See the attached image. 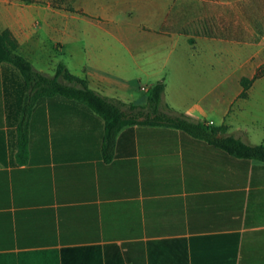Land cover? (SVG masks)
I'll return each mask as SVG.
<instances>
[{
  "label": "crops",
  "instance_id": "crops-1",
  "mask_svg": "<svg viewBox=\"0 0 264 264\" xmlns=\"http://www.w3.org/2000/svg\"><path fill=\"white\" fill-rule=\"evenodd\" d=\"M62 1L0 0V32L15 52L30 63L41 57L43 22L56 30L47 15L70 12L84 58L72 71L61 64L91 89L144 106L125 74L137 68L157 82L169 69L162 112L225 125L218 136L252 144L228 116L247 101L238 100L241 78L264 63L259 0ZM228 51L240 57L233 68ZM20 83L0 66V264H264L263 162L245 166L164 126H127L105 148L102 120L61 98L33 106L20 161Z\"/></svg>",
  "mask_w": 264,
  "mask_h": 264
},
{
  "label": "trees",
  "instance_id": "trees-1",
  "mask_svg": "<svg viewBox=\"0 0 264 264\" xmlns=\"http://www.w3.org/2000/svg\"><path fill=\"white\" fill-rule=\"evenodd\" d=\"M62 1V0H60ZM259 18L264 21V0L258 3ZM226 37L231 38L234 24L226 26ZM264 35V32H263ZM8 65L21 79L18 84L21 88L20 99L21 119L18 125V158L25 160L28 134V117L35 104L44 99L61 98L77 104L99 117L104 126L103 145L111 147L120 130L127 126H164L180 131L191 137L203 140L210 146L224 151L228 156L237 159L246 166L251 160L264 163V141L252 145L243 142L231 135L218 136L226 130L225 125L212 126L204 121L193 122L184 114L162 112L160 103L164 92L163 80L155 82L148 88L146 104L144 106L127 105L123 102L109 98L91 89L86 80L71 74L66 67L59 63L53 76H47L35 70L32 64L23 56L15 52L13 45L0 32V66ZM264 76V70L258 69L252 78L242 77L240 84L242 90L240 98H246L247 90L253 81ZM125 107V108H124Z\"/></svg>",
  "mask_w": 264,
  "mask_h": 264
},
{
  "label": "rangeland",
  "instance_id": "rangeland-1",
  "mask_svg": "<svg viewBox=\"0 0 264 264\" xmlns=\"http://www.w3.org/2000/svg\"><path fill=\"white\" fill-rule=\"evenodd\" d=\"M38 1L50 3L52 7H59V5L63 2L60 0ZM222 1L231 3L230 1L232 0ZM64 2L68 6L70 0H64ZM72 5H74L73 2ZM245 14L247 15V10L245 11ZM47 19L48 24L50 26H54L56 30H52L51 27V30L46 31L47 24H44L43 22V30L41 31L43 52H41V57L37 54L35 60L31 59V63L35 69L43 70V72L48 75H53V72L50 71V67H53L58 63H63L71 71L76 69L79 65V57H83L81 49L84 38L82 37L79 29V22L73 20L70 12H68V17L65 19L58 15H52L51 13L47 15ZM263 28V20L260 17L257 24L260 37L262 36ZM58 42L63 44V49L60 50L54 48L55 43ZM233 46L240 47L241 45H228L229 48H233ZM39 57L41 59H39ZM225 59L228 66L233 68L239 61L240 57L239 54L235 55L228 51ZM262 60H264V52L260 55V61ZM258 69L264 70V63H262ZM169 75L170 70L165 69L159 77V80L162 79L165 83L164 79L165 77L169 79ZM135 77L138 79V82L133 80ZM125 79V84L131 86V92L133 93L134 98L141 100H145L147 98V93L146 91L141 90L140 87L156 81L154 79L147 81L146 76L137 70V68H131V71L125 74ZM235 88H239V84L236 83L229 85L228 93H232ZM238 100H247L243 105L244 108L239 112L237 108L239 104H235L228 118L234 123V127H240L247 132L248 137L246 138V141L251 142L252 145L262 143L264 141V76L255 80L252 87L248 91V97L246 99L239 98Z\"/></svg>",
  "mask_w": 264,
  "mask_h": 264
}]
</instances>
